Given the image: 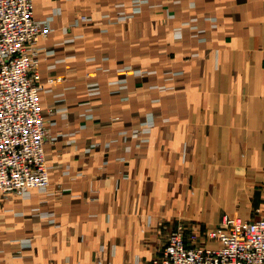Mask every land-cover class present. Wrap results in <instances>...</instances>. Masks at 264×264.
<instances>
[{
	"label": "crops",
	"instance_id": "obj_1",
	"mask_svg": "<svg viewBox=\"0 0 264 264\" xmlns=\"http://www.w3.org/2000/svg\"><path fill=\"white\" fill-rule=\"evenodd\" d=\"M33 3L52 173L0 193V264H150L264 216V0Z\"/></svg>",
	"mask_w": 264,
	"mask_h": 264
},
{
	"label": "built area",
	"instance_id": "obj_2",
	"mask_svg": "<svg viewBox=\"0 0 264 264\" xmlns=\"http://www.w3.org/2000/svg\"><path fill=\"white\" fill-rule=\"evenodd\" d=\"M51 32L47 22L36 19L33 0H0V193L6 197H30L50 187L49 131L41 102L45 85L62 78L43 83L35 54ZM205 239L215 247L197 244L198 234L178 224L150 264H264V216H224Z\"/></svg>",
	"mask_w": 264,
	"mask_h": 264
},
{
	"label": "rangeland",
	"instance_id": "obj_3",
	"mask_svg": "<svg viewBox=\"0 0 264 264\" xmlns=\"http://www.w3.org/2000/svg\"><path fill=\"white\" fill-rule=\"evenodd\" d=\"M82 16H84V15H82ZM82 16H81V17H82ZM35 57H38L37 54H35ZM222 219H223V217H222ZM221 221H222V220H221ZM221 221H220L218 224H220ZM172 231H173V230H172ZM172 231H171V232H172ZM169 234H170V233H169ZM203 235H204V239H205V233H204ZM168 236H169V235H168ZM198 238H199V235H198ZM167 239H168V238H167ZM166 242H167V241H166ZM202 243H204L207 247H215V243H214V242H212V241H207L206 239H205L204 242H201L200 239H199V241L197 242V244H199V245L202 244ZM210 244H211V245H210ZM165 245H166V243H165ZM165 245H164V246H165ZM164 246L162 247V249L164 248ZM162 249H161V250H162ZM161 250H160V251H161ZM160 251H159V252H160Z\"/></svg>",
	"mask_w": 264,
	"mask_h": 264
}]
</instances>
